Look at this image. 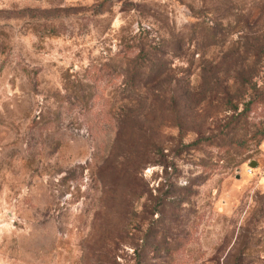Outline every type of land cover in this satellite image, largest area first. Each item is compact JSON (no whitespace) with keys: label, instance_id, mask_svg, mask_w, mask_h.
Listing matches in <instances>:
<instances>
[{"label":"rangeland","instance_id":"374dc122","mask_svg":"<svg viewBox=\"0 0 264 264\" xmlns=\"http://www.w3.org/2000/svg\"><path fill=\"white\" fill-rule=\"evenodd\" d=\"M261 128L264 0H0V264H264Z\"/></svg>","mask_w":264,"mask_h":264},{"label":"trees","instance_id":"16d2710c","mask_svg":"<svg viewBox=\"0 0 264 264\" xmlns=\"http://www.w3.org/2000/svg\"><path fill=\"white\" fill-rule=\"evenodd\" d=\"M152 32H156L157 30H154L152 28H145L143 26L139 27L138 30L131 34V44L128 42V57L126 59V64L130 67H122L119 66L118 62H114L112 64H107V67L104 69L102 66H87L84 69L85 73H88V76L90 77L89 80L91 81V78L93 79V85L97 84L103 79L104 73L108 72L112 75H122L126 74V71H128L129 79L126 80L124 83L125 89L123 90V96L126 101H133L138 102L142 100L141 93H142V87L143 84L149 80L150 78L157 76L160 74V71H162L161 62L157 58V54H159L158 47H153V42L155 43V40L157 39L156 35H152ZM174 35V34H173ZM171 36L172 38L174 36ZM170 36V34H169ZM161 38V37H160ZM180 40L179 42H181ZM171 44L174 45L178 50L179 45L174 44V42L171 40L169 41ZM178 42V43H179ZM177 43V44H178ZM171 53H174L173 50ZM164 54V52H161ZM156 59L154 62L153 59ZM66 76L70 78L69 74L66 73ZM75 86V92L79 96L81 100L87 98V96H91L95 93L86 91L83 85V82L80 80L76 81L74 84ZM86 87H92L90 84H86ZM253 101H250L244 106L243 111L240 113V116L245 115L246 110H250L249 106L252 104ZM239 120V119H238ZM238 120L235 121L236 124L233 125V128L231 131L237 132L239 128ZM253 137L256 138V142L258 143L263 137H264V128L258 129L254 132Z\"/></svg>","mask_w":264,"mask_h":264},{"label":"water","instance_id":"95a60500","mask_svg":"<svg viewBox=\"0 0 264 264\" xmlns=\"http://www.w3.org/2000/svg\"><path fill=\"white\" fill-rule=\"evenodd\" d=\"M251 165H253V164L251 163Z\"/></svg>","mask_w":264,"mask_h":264}]
</instances>
